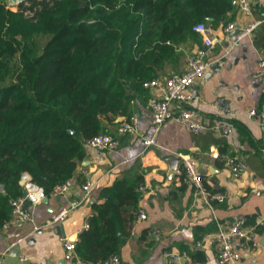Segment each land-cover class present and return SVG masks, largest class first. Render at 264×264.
I'll use <instances>...</instances> for the list:
<instances>
[{"label":"trees","instance_id":"obj_1","mask_svg":"<svg viewBox=\"0 0 264 264\" xmlns=\"http://www.w3.org/2000/svg\"><path fill=\"white\" fill-rule=\"evenodd\" d=\"M7 2L0 0V233L25 196L24 174L48 196L69 182L87 140L107 134L112 118L134 115V99L156 76L149 62L171 56L169 43L198 38V22L226 27L233 10L231 0H20L15 9ZM229 152L222 145V167ZM142 184L138 171L101 191L77 241L82 260L120 254L132 230L127 208L141 199Z\"/></svg>","mask_w":264,"mask_h":264},{"label":"crops","instance_id":"obj_2","mask_svg":"<svg viewBox=\"0 0 264 264\" xmlns=\"http://www.w3.org/2000/svg\"><path fill=\"white\" fill-rule=\"evenodd\" d=\"M229 17L230 22L239 20L243 26L253 22L258 25L239 40L233 32L227 37L226 27L210 20L208 25L216 39L214 47H206L199 34L198 38L189 36L169 43L173 46L171 56L149 62L156 70L155 78L161 79L184 71L187 56L200 50L206 52L207 59L225 61L223 66L211 67L194 88L195 98L190 106L198 112L197 121L204 122L207 128L195 133L187 125L173 121L155 136V145H146L145 140L154 136L150 103L158 94L157 89L148 88L147 95L135 98L132 106V114L138 117L136 135L119 134L116 124L124 120V115L107 121V134L118 136L121 146L104 151L86 145V157L69 181L70 192L51 194L40 204L28 205L29 221L2 230L1 253L12 242L21 240L3 256V264H62V237L77 235L78 240L94 213V203L102 202L101 191L118 178L138 171L143 173L148 190L136 205L127 208L132 230L120 252L122 264H170L166 254L171 251L188 252L189 257L178 264H218L212 234L218 224L236 214L261 227L255 236L258 246L244 253L243 263L264 264V125L259 117L249 114L252 109L264 112V76L253 77L264 58V0H254L249 17L234 8ZM217 97L230 102L229 115L219 114L214 107ZM222 122L231 126L229 134L222 132ZM222 145H228L230 152L238 155L243 166L239 177L230 167L218 163ZM180 153L198 159L205 183L224 193V202H215L213 207L202 202L194 184L185 176L182 162L174 170L169 161ZM88 183L94 186L90 200L64 219L54 221V215L77 199L82 186ZM141 212L146 213L145 220L139 218ZM24 256L28 259L23 260Z\"/></svg>","mask_w":264,"mask_h":264},{"label":"built area","instance_id":"obj_3","mask_svg":"<svg viewBox=\"0 0 264 264\" xmlns=\"http://www.w3.org/2000/svg\"><path fill=\"white\" fill-rule=\"evenodd\" d=\"M11 6H15L17 2L8 0ZM231 4L242 16L249 17L253 13L254 0H231ZM258 22L250 23L248 26L240 25L239 20L230 22L225 28L227 37L239 30L237 33L238 39L241 40L245 36L252 33ZM193 31L202 36L203 43L206 47H214L216 39L212 36V30L207 22H198L193 26ZM223 66L225 61L222 58L210 60L206 57V52L200 50L196 53L187 56L185 69L183 72H174L165 78H154L144 83L145 88H154L158 90V94L150 103L152 113V130L154 136L146 139V145H155L156 138L164 126L170 122H178L187 125L193 132L201 133L207 126L204 122H198V112L191 108L190 104L195 98L194 88L197 82L202 79L208 70L214 65ZM264 76V58L260 60V70L254 74V78ZM214 107L219 114L226 116L231 113V104L223 97H217L213 101ZM249 114L253 117H259L264 125V112L260 113L257 109H252ZM138 117L132 115L126 120H123L118 132L120 135H136L137 134ZM220 128L223 133L229 134L232 131L228 123L222 122ZM87 146L98 150L114 151L121 146V141L118 137L110 134L96 135L86 142ZM231 151L222 156L225 166L230 167L234 174L239 177L242 174L243 166L237 154ZM182 168L187 178L194 184L196 193L201 198L202 202L210 207H213L215 202L222 203L226 196L222 192H214L205 185L204 176L200 169L198 159L191 154L180 153ZM27 177L28 181L23 186L27 191V195L13 202L12 217L7 221L3 230L8 229L13 224L27 222L31 219V213L25 205H37L42 203L47 197L45 189L32 180L30 174L26 173L23 177ZM23 179V178H22ZM22 182V181H21ZM71 190L69 182L58 184L54 187L52 194L65 195ZM94 186L90 183L82 186V192L77 199H74L69 206L62 207L55 215L54 221H59L68 216L73 210L90 200ZM148 186L142 184L139 191L146 194ZM141 220H145L147 215L145 212L139 214ZM90 227L89 221H86L84 229ZM256 224L249 223L246 216L242 214L234 215L229 221L218 224L217 230L212 236L215 239V247L218 264H244V253H249L258 246L256 236ZM155 234H160L159 231H154ZM21 240L12 242L6 249L5 253L0 252V264H3V256L10 252L12 248ZM64 245V256L62 264H90L80 258L77 253V239L72 240L68 236L62 237ZM240 244V247H238ZM170 264H178V262L186 257H189L188 252L171 251L166 254ZM23 257V260H27ZM98 264H122L120 254L113 253L104 261Z\"/></svg>","mask_w":264,"mask_h":264},{"label":"water","instance_id":"obj_4","mask_svg":"<svg viewBox=\"0 0 264 264\" xmlns=\"http://www.w3.org/2000/svg\"><path fill=\"white\" fill-rule=\"evenodd\" d=\"M14 1H15V2H19L20 0H14ZM238 32H239V30H235V31L233 32V34H237ZM169 161H170V163L172 164L173 169L176 170V169H177V166H178V163L181 161V158H180V157L172 156V157L169 158ZM27 181H28V178L25 176V177H23L21 184L24 186V185L27 183ZM24 194L27 195V191H26L25 189H24ZM47 199H48V198H46V200H47ZM25 206L28 207V204H26ZM25 222H26V221H25ZM77 237H78V236L75 235V236L71 237V239H72V240H76Z\"/></svg>","mask_w":264,"mask_h":264},{"label":"rangeland","instance_id":"obj_5","mask_svg":"<svg viewBox=\"0 0 264 264\" xmlns=\"http://www.w3.org/2000/svg\"><path fill=\"white\" fill-rule=\"evenodd\" d=\"M7 4L9 5V7H11V8H13V9H15V7H14V6H11V4L9 3V1L7 2Z\"/></svg>","mask_w":264,"mask_h":264}]
</instances>
